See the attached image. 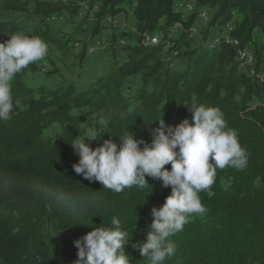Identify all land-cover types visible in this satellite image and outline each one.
I'll return each instance as SVG.
<instances>
[{
  "label": "trees",
  "instance_id": "16d2710c",
  "mask_svg": "<svg viewBox=\"0 0 264 264\" xmlns=\"http://www.w3.org/2000/svg\"><path fill=\"white\" fill-rule=\"evenodd\" d=\"M176 1L0 0V41L22 33L39 37L61 53L68 48L69 35L45 27L54 14L65 11L77 16L82 3H99L92 18L85 17L76 30L92 38L101 36L108 19L132 18L98 43L101 50L95 54H124L121 63L93 84L29 87L22 78L35 72L37 63L13 80L18 106L14 103L8 121H0V264H73L78 259L74 241L94 227L110 226L113 217L128 232L124 250L129 264H150L134 245L145 241L151 209L165 202L170 186L146 176L149 185L144 189L134 186L113 193L74 171L79 156L69 142L82 136L81 125L92 120L98 132L122 135L129 128L137 139L150 143L149 130L159 124L151 121L163 116L174 126L186 117L191 120L186 104L193 99L223 113L246 150L247 163L242 169H217L214 195L200 193L206 214L193 216L172 237L176 253L163 264H264V90L236 56L237 49L259 33L263 40L252 47L254 67H264V0H184L178 6ZM187 4L190 10L183 13ZM210 10L199 38L202 44L197 45L189 29ZM32 23L35 26L30 27ZM175 23L184 32L162 53ZM155 32L159 39L150 42ZM181 55L187 67L177 70L173 60ZM136 74L141 86L125 95L126 84ZM101 115L109 119L103 129L98 124ZM52 123L60 127L54 141L43 137ZM108 132L86 142L95 148L110 137ZM111 138L119 142V136ZM165 167L170 170L171 165ZM56 195L64 200L58 202ZM78 198H94L98 204L82 208L73 204Z\"/></svg>",
  "mask_w": 264,
  "mask_h": 264
},
{
  "label": "clouds",
  "instance_id": "9594fccd",
  "mask_svg": "<svg viewBox=\"0 0 264 264\" xmlns=\"http://www.w3.org/2000/svg\"><path fill=\"white\" fill-rule=\"evenodd\" d=\"M9 35V34H8ZM48 46L39 37L13 33L0 41V121H8L13 112L12 82L30 64L43 61ZM191 120L184 118L176 125H169L163 116L157 127L151 128V142L137 139L135 133L125 131L112 135L108 131L85 130L69 142L78 163L72 165L77 174L89 181H98L113 193L136 187L144 189L149 183L146 176L162 181L171 188L165 202L151 209L152 221L146 239L134 245L150 264H163L176 253L172 237L183 231L193 216L204 217L207 208L200 199L206 192L212 197L217 169L246 166V150L239 142L237 132L228 126L223 113L216 107L198 103L193 99L186 104ZM124 113H120V118ZM100 127L106 128L109 119L101 115ZM108 139L93 148L86 141L99 140L103 133ZM111 136H119L115 142ZM141 145H143L141 147ZM171 165L170 170L165 165ZM58 202L63 196L56 195ZM82 208L97 206L94 198H78L73 201ZM103 225V224H102ZM98 226L74 241L78 259L73 264H129L125 245L130 241L119 218L113 217L110 226Z\"/></svg>",
  "mask_w": 264,
  "mask_h": 264
},
{
  "label": "rangeland",
  "instance_id": "374dc122",
  "mask_svg": "<svg viewBox=\"0 0 264 264\" xmlns=\"http://www.w3.org/2000/svg\"><path fill=\"white\" fill-rule=\"evenodd\" d=\"M183 1L184 0H177L176 6L181 5ZM91 6L88 3H82L77 16L71 14L70 12L63 11L59 14H54L46 20L45 27L47 29L57 31L60 34H65L66 36L69 35V43L67 44L68 48L65 53H61L54 48L48 47V54L46 58L43 61L36 62L38 69L35 72H27L22 78L23 82L27 86L38 89L43 86L51 87L65 82H73L76 86L86 87L89 84H93L100 77L106 75L113 69V67L122 62L121 57L124 53L120 55L121 57H113L109 55L95 54V52L97 50H101L98 43H104L105 38L109 36L113 28L121 29L130 24L132 22L131 16H128L126 19L122 16H117L114 19H108L107 22L111 25L105 23L103 25L105 27L102 30L101 36L92 38L88 33L76 31L78 23L84 21L85 17L88 19L92 18V13L99 7V3H93ZM189 10L190 7L188 4L187 7L182 8L183 13H186ZM211 12L212 10H210V12H203L207 17L202 16L201 18H197L194 26L189 29L192 36L197 39V45L202 44V41L199 38L201 37L203 29L206 28V24L210 16L209 13ZM29 26L33 27L35 24L32 23ZM183 32L184 29L181 24H173L168 32L166 45L161 49L162 53H164V51L171 46L172 42H174V40H176ZM146 36L148 37L149 35ZM150 36V42H152L151 39L154 38L157 41L160 33L155 32V34L153 33ZM214 37L215 34L211 32L210 38L213 39ZM144 39L147 38L144 37ZM262 40L263 38L259 33H254L252 42L250 44H246V46L249 49H252L254 45L260 43ZM145 41L146 40H144V42ZM173 56L175 55L173 54ZM173 65L177 70H184L187 67V60L181 55V57H176L173 60ZM260 67L264 70L262 65H260ZM243 70L246 74H249L247 66H245ZM141 84L142 82L138 74L132 76L130 81L126 84L124 94H132L141 86ZM261 102L264 103V98ZM92 124V120H87L86 123H83L81 126L84 128V132L88 128L96 130V127ZM59 133V125L57 123H52L43 131V137L54 141L57 139Z\"/></svg>",
  "mask_w": 264,
  "mask_h": 264
},
{
  "label": "built area",
  "instance_id": "2783aa9c",
  "mask_svg": "<svg viewBox=\"0 0 264 264\" xmlns=\"http://www.w3.org/2000/svg\"><path fill=\"white\" fill-rule=\"evenodd\" d=\"M202 16H203V17H207V16L205 15V13H203V12L200 14V18H201ZM230 42L232 43L231 40H230ZM246 47H247V46H246ZM236 56H246V58L249 59V67H250V69H253V70H254V77H253V78L258 79V80H261V81H262V85L264 86V74L261 73V72H257V69L254 67V63H255V61H252V60L250 59V55L245 54V47H244V48H238V49H237V52H236Z\"/></svg>",
  "mask_w": 264,
  "mask_h": 264
},
{
  "label": "bare ground",
  "instance_id": "6f19581e",
  "mask_svg": "<svg viewBox=\"0 0 264 264\" xmlns=\"http://www.w3.org/2000/svg\"><path fill=\"white\" fill-rule=\"evenodd\" d=\"M231 41H232L233 44H237V42L235 40H231ZM245 54L250 55V59L252 61H254V57L255 56L253 55L252 49H248V47H247V49H245ZM237 58H239L241 60V64L243 65V67L247 66L250 74H252L254 76V70L250 69V67H249V59L246 58V56H237ZM257 72H261V73L264 74V70L261 69V68H259V70H257ZM256 80H257L258 84L262 85V81L261 80H258V79H256ZM263 90H264V86H263Z\"/></svg>",
  "mask_w": 264,
  "mask_h": 264
}]
</instances>
